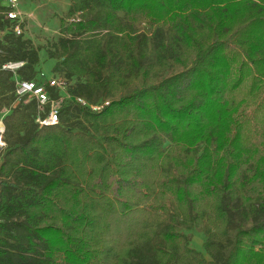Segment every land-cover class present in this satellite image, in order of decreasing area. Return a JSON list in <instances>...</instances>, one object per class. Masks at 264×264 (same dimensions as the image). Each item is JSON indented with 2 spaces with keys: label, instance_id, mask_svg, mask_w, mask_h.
Wrapping results in <instances>:
<instances>
[{
  "label": "trees",
  "instance_id": "obj_1",
  "mask_svg": "<svg viewBox=\"0 0 264 264\" xmlns=\"http://www.w3.org/2000/svg\"><path fill=\"white\" fill-rule=\"evenodd\" d=\"M211 1L69 0L46 47L0 6V264H264V71L236 100L226 59L264 62V0ZM43 48L48 126L15 93Z\"/></svg>",
  "mask_w": 264,
  "mask_h": 264
},
{
  "label": "rangeland",
  "instance_id": "obj_2",
  "mask_svg": "<svg viewBox=\"0 0 264 264\" xmlns=\"http://www.w3.org/2000/svg\"><path fill=\"white\" fill-rule=\"evenodd\" d=\"M67 2H69V0H67ZM209 2L215 3L217 1L212 2L211 0H204V3H206L205 6H208ZM219 2L222 3L221 1ZM9 4V0H0V6H9ZM66 4V0H19L17 6L23 12L22 23L23 26H25L23 36L32 38L34 45L41 47H46L49 41L58 39L60 37L59 18L60 16L65 15L68 10L65 7ZM44 49L45 48L41 50L43 51L41 52V71L45 72L48 76H55L54 68L57 61L48 58ZM226 59L234 61V65L231 68L230 73H228L232 79H236L240 75L238 68L243 71L241 74L242 81L239 82L234 98L236 100L241 98L249 99L248 92L251 90V84L254 81L256 74L264 71V62L254 65L244 57L243 53L242 55H236L232 58L229 55ZM61 77L59 76V78ZM0 124L4 126L2 120H0ZM192 235V246L196 250L198 249L205 252L204 242L206 236L204 232L201 230H192Z\"/></svg>",
  "mask_w": 264,
  "mask_h": 264
},
{
  "label": "built area",
  "instance_id": "obj_3",
  "mask_svg": "<svg viewBox=\"0 0 264 264\" xmlns=\"http://www.w3.org/2000/svg\"><path fill=\"white\" fill-rule=\"evenodd\" d=\"M9 8L10 10L6 14V18L9 19L12 23H14L11 29L15 34H22L24 32V26L22 23L23 12L20 8H18L19 0H9ZM5 33L4 29H0V40L2 39ZM23 61L17 62H7L2 65L5 69H10L12 71H17L22 65ZM41 78L46 81V83H40L38 80H24L17 79L16 86V96H18V100H22V98L27 97L26 102L31 101L33 99L37 102V118L36 121L41 126H48L49 124H57L59 122V115L61 111V106L68 94H62L59 98H53L50 95L47 84L51 87L58 89L61 93L66 92L67 89V80L65 78H59L58 76H48L45 72L40 74ZM70 98L71 96L68 95ZM73 100L84 107L92 108L94 111L99 112L106 107L110 102L108 100L103 102H89L86 98L82 96H76ZM5 130V125L0 127V148L5 147L6 141L3 140V133Z\"/></svg>",
  "mask_w": 264,
  "mask_h": 264
},
{
  "label": "crops",
  "instance_id": "obj_4",
  "mask_svg": "<svg viewBox=\"0 0 264 264\" xmlns=\"http://www.w3.org/2000/svg\"><path fill=\"white\" fill-rule=\"evenodd\" d=\"M66 3H67V4L65 5V7H66V9H68V8H69V7H68V6H69V2H67V0H66ZM57 13H59V12H57ZM29 38H30V37H29ZM0 127H2L1 124H0Z\"/></svg>",
  "mask_w": 264,
  "mask_h": 264
}]
</instances>
